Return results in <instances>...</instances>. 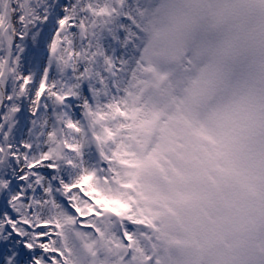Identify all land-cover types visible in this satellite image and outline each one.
I'll use <instances>...</instances> for the list:
<instances>
[{
	"label": "rangeland",
	"instance_id": "rangeland-1",
	"mask_svg": "<svg viewBox=\"0 0 264 264\" xmlns=\"http://www.w3.org/2000/svg\"><path fill=\"white\" fill-rule=\"evenodd\" d=\"M154 6L155 0H134L138 32L133 35L138 43L132 45L129 58L135 63L134 73L126 79L129 122L120 125L121 112L108 104L120 93L118 80L128 75L121 73L122 68L86 121L70 127L80 135L74 148L84 161V181L93 184L105 205L100 212H91L97 204L78 187L86 182L74 188L75 198L64 209L70 216L68 230L63 225L65 237L54 233L71 249L72 264H187L185 250L200 249L221 236L218 231L194 234L195 222L207 219L219 224L225 213H242L252 202L264 203V156L237 163L227 137L188 98V79L202 66L195 52L179 64L147 59L145 34ZM214 39V33L206 30L198 44ZM244 70L243 65L224 68L228 79L223 94ZM122 147L120 155L126 159L118 163L112 156ZM64 151L62 144L59 161ZM129 232L143 244V255L135 256ZM256 246L264 251V237L257 238ZM129 247L133 252L127 257ZM53 251L61 258L58 250Z\"/></svg>",
	"mask_w": 264,
	"mask_h": 264
},
{
	"label": "snow or ice",
	"instance_id": "snow-or-ice-1",
	"mask_svg": "<svg viewBox=\"0 0 264 264\" xmlns=\"http://www.w3.org/2000/svg\"><path fill=\"white\" fill-rule=\"evenodd\" d=\"M135 19L134 0H0V264H56L61 134L111 88Z\"/></svg>",
	"mask_w": 264,
	"mask_h": 264
},
{
	"label": "clouds",
	"instance_id": "clouds-1",
	"mask_svg": "<svg viewBox=\"0 0 264 264\" xmlns=\"http://www.w3.org/2000/svg\"><path fill=\"white\" fill-rule=\"evenodd\" d=\"M210 30L215 39L199 41ZM146 57L156 64H179L195 52L202 66L187 83L190 102L204 109L209 124L227 137L237 163L264 156V0H155L146 34ZM244 72L223 94L226 66ZM236 215L235 221L230 217ZM194 234L221 233L220 239L183 253L187 264H261L264 203L242 213H225L219 224L207 219L192 225ZM227 238V240H225Z\"/></svg>",
	"mask_w": 264,
	"mask_h": 264
},
{
	"label": "bare ground",
	"instance_id": "bare-ground-1",
	"mask_svg": "<svg viewBox=\"0 0 264 264\" xmlns=\"http://www.w3.org/2000/svg\"><path fill=\"white\" fill-rule=\"evenodd\" d=\"M134 68H135V63L131 59H128L125 62V65L123 66V72L121 71L122 74L128 73V75L125 76L124 78H120L117 82V85L120 86V93L118 95L117 93H115L114 98L108 99V104L112 106L113 111L115 110L116 112H121V117L118 121L120 125H124L129 122L128 119L126 120L125 116L127 114L128 115L130 114V100L127 97L129 93V88H130V81H126V79L127 77L133 75ZM91 109H93V107ZM61 135H62V144H63L65 151L59 163L61 167L67 171L69 180L74 185V188H75L77 184L86 182L84 181L85 173L83 171L84 161L82 160V157H81V154L78 148L77 149L74 148V146L78 147L80 135L75 129H71L70 127L66 128ZM123 149L124 147H122L118 151L119 153H117L116 151L113 152L112 157L116 158L118 163L120 162V159L121 160L126 159L124 156L120 155V154H123V151H122ZM116 155H118V157ZM78 187L81 188V190L88 196L89 199H92L97 204L93 208L89 205V208H92L91 212H96V213L100 212L104 204L103 202H100V198H102V196L95 189L93 184L86 182V185H81V186L79 185ZM85 203H88V202L86 201ZM108 204L113 205L112 203H108ZM69 217L70 216L67 213H64L62 217L63 219L62 221L61 220H59L60 222L54 221L57 224V227L55 228L54 233L60 231L63 234V238L65 237V228H67L68 230ZM86 220H88L89 223L94 222L92 217H87ZM64 224L67 225L65 228L63 227ZM129 237L133 239L132 246L136 251L135 256L143 255L145 253L144 246L140 242V240L137 238L136 234L129 232ZM52 248L53 250H58L61 254V258L57 257V260H59L60 262H65L66 264H72L74 260L72 261L71 249L67 247V245H65L63 241L62 242L58 241L55 237V234H54V239L52 241ZM114 249L117 252L119 251V247L117 248L115 246Z\"/></svg>",
	"mask_w": 264,
	"mask_h": 264
}]
</instances>
